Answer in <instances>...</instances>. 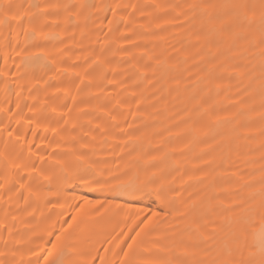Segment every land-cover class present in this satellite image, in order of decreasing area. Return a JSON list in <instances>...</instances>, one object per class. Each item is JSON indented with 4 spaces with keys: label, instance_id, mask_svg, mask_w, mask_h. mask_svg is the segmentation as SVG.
<instances>
[{
    "label": "snow or ice",
    "instance_id": "obj_1",
    "mask_svg": "<svg viewBox=\"0 0 264 264\" xmlns=\"http://www.w3.org/2000/svg\"><path fill=\"white\" fill-rule=\"evenodd\" d=\"M146 8L153 11L145 14ZM138 20L148 22V32L153 26L159 31L166 27L191 29L190 35L198 46L199 63L204 64L203 78L209 81L221 69L227 70L226 62L233 59V50L240 42L247 48H259L264 56V0H199L186 5H142L132 0H79L41 5L28 0L21 3L0 0V59L4 65L0 68V84L4 86V99L0 103V211L3 212L0 264H264V174L256 182L257 190L230 205L213 204L211 197L198 200L190 193V203L177 207L175 201L182 193L167 195L166 171L157 166L164 157L159 161L157 157H150L142 166H138L139 159L133 158L123 172L106 175L110 169L85 167L84 156L77 155L88 148L82 141L95 139L93 132L103 135L109 131L108 125L119 127L114 112L127 106L126 110L135 119V113L140 111L143 94L130 91L126 75L119 81L110 79L118 73L106 55L114 45L115 51L135 59L136 54L127 49L139 47L134 40L136 29H144L145 25H138ZM176 20L181 23L177 24ZM51 29H62L65 33L73 29L66 37L73 43L52 53L50 58L42 45L60 36ZM86 38L90 41L87 45L84 44ZM119 41H124L125 46ZM72 48L81 53L76 59L64 55ZM30 49L38 51L33 53ZM205 49L207 58L201 54ZM140 57L144 60L142 68L133 65L137 75L133 82L135 87L139 88L148 80L149 72L153 83H158L156 72L164 60L147 49ZM35 69H46L44 76L48 71L53 75L46 79L41 76L34 83L21 86L18 81ZM93 86L100 89L95 95L91 92ZM108 87L113 91L107 93ZM17 88L20 90L16 91ZM245 91L247 100L241 98L238 103H248L247 112L255 111L251 85ZM210 92L211 89L205 96ZM259 95V133L264 136V62ZM85 98L96 100L97 104L80 109L78 105L84 103ZM199 100L197 108L189 112L186 120H181L185 127L178 135L188 138L186 147L207 143L210 139L216 143L214 125L221 117L214 114L204 96ZM244 114L245 110L239 109L236 115ZM93 115L97 119L103 115L108 123L93 126L91 119L81 122L82 117ZM124 119L127 123V117ZM251 122L246 116V123ZM66 144L81 147L66 152L62 147ZM261 147L264 148V144ZM58 157L70 159L64 161ZM212 163L208 161L205 166L211 167ZM69 166H74V178L90 173V184H94L104 198L81 195L77 200L70 195L71 178L65 171ZM54 169L59 172L54 173ZM46 188L49 191H45ZM127 195L154 196L156 206L145 205L143 199L122 202ZM49 197L66 203L71 201L67 207L61 206L70 215L59 221L58 229L52 226L51 230L35 237L40 244L29 246L31 239L23 243L17 240L20 230L16 225L18 221L23 222L22 207L40 200L45 205L51 204ZM218 208L227 213L220 228L221 231L227 229V238L209 244L217 229L213 228L211 235L205 230L210 223H215L210 217ZM86 209L100 213V218L109 211L119 217L99 246L93 245L90 236L81 239V226L89 219ZM257 220L258 229L253 227ZM172 221L182 222L184 227ZM21 248H26L29 254L26 262L22 257L17 260Z\"/></svg>",
    "mask_w": 264,
    "mask_h": 264
},
{
    "label": "bare ground",
    "instance_id": "obj_2",
    "mask_svg": "<svg viewBox=\"0 0 264 264\" xmlns=\"http://www.w3.org/2000/svg\"><path fill=\"white\" fill-rule=\"evenodd\" d=\"M14 3L25 2V0H11ZM31 3L45 4L56 2H79V0H28ZM100 2V0H95ZM129 2V0H124ZM134 3L142 5L151 4H176L186 5L196 3L199 0H132ZM218 2V0H213ZM151 8L145 9V14L151 13ZM181 9H177V12ZM170 18V17H166ZM177 24L181 20H176ZM137 24H144L145 28L136 29V37L134 40L139 47L136 49H127L129 52L136 54L135 59L126 56L124 52L115 51V46L106 52V55L111 60L112 67L118 73L110 79L119 81L124 79L125 75L129 77L126 83L129 84L130 91L140 92L143 94V104L139 113L129 114L125 108L116 115V123L119 127L109 126V131L106 134L93 132L94 140H85L81 144H87L86 151L78 152L77 155H83L87 164L85 167L94 166L97 169H110L111 172H106V175L117 174L125 170V165L133 158L140 161L138 166H142L150 157H164L159 161L157 166L166 171V186L167 195L174 196L176 192H181L182 195L175 201V206L182 207L190 203L189 194H193L198 200H207L212 198L213 204L223 203L225 206L230 205L234 201H238L241 197H246L249 192L257 190L259 184L256 183L260 176L264 174V136L259 133L260 121L259 101H260V75L261 66L264 62V56L261 55L259 48H247L240 42L237 49L233 50V59L226 62V71L221 69L217 76L211 81L204 79L202 69L204 64L199 63L197 55L198 46L195 43L194 37L190 35L191 29L185 27H166L164 31H159L154 28L151 32L147 31L148 22L138 20ZM199 22L197 21V27ZM123 30V29H122ZM52 33H60L59 39H50L49 42L42 47L50 54L59 52V49L65 46H71L72 41L66 37L71 34L73 29L65 33L62 29H51ZM80 37L77 34L76 40ZM94 39V38H93ZM60 40L64 43L61 44ZM86 38L84 44H89ZM121 46H125L124 41H119ZM147 49L150 54L160 56L164 63L156 72V80L158 83H153L151 72L148 73V80L135 87L134 81L137 80L136 69L133 65L141 66L144 60L140 57V53ZM179 49V51H176ZM30 52L35 53L38 49H30ZM212 52L215 53V47H212ZM114 53V55H113ZM86 54V53H85ZM207 58V50L201 52ZM65 56L71 55L73 59L80 56L81 53L75 48H72ZM19 63V61H16ZM3 60L0 59V68H3ZM12 62L9 61V67ZM40 69L29 70L28 75L18 83L21 86L34 83L36 79L44 76V72ZM53 73L48 71V76ZM198 77H200L198 79ZM251 85V94L254 97L255 111L247 112L248 103H238L241 98L247 100L246 89ZM211 89L210 94L205 96V93ZM217 89L219 93L217 94ZM20 89L17 88L16 91ZM100 89L96 86L91 88V92L95 95ZM113 89L108 87L107 93ZM26 96L27 93L25 92ZM204 96L207 104L214 109V114L221 117L220 122L214 125L213 140H208L207 143H194L189 147L188 138L178 135L185 127L181 124V120H186L189 112L197 108L200 103L199 98ZM4 99V86L0 84V103ZM107 107H111L107 104ZM96 100H88L78 105L80 109H86L88 106H95ZM207 106V105H206ZM239 109H244V115H236ZM246 116L250 117L252 122L246 123ZM127 117V123H125ZM227 119H224V118ZM93 120L95 124H107V120L103 115L97 119L95 115L82 117L81 122ZM131 125V128L128 127ZM85 132L88 128L85 127ZM127 141V143H125ZM208 145H212L210 148ZM63 150L66 152L74 148L81 147L80 145L66 144L63 145ZM165 153L167 155L165 156ZM58 160L67 161L69 157H58ZM213 161L211 167H206L205 163ZM67 175L71 178L68 187L72 189L70 195H84L92 199H103L104 195L96 190L94 184H90L92 176L90 173L82 174V178H74V166H69L65 169ZM54 173L59 172V169H54ZM205 174H207L205 176ZM55 183V175L53 176ZM250 184L252 187H244L243 185ZM176 190V191H173ZM49 191V189H45ZM51 204L45 205L43 200L34 202L31 206L23 208L20 212L21 220L17 222L16 227L20 230V235L16 237L22 243L31 239L29 246L40 244L41 241L35 237L42 235L52 226L59 228V221L66 219L70 212L63 211L62 205L67 207L64 200L57 201L52 197ZM143 199L145 205L155 207L153 203L154 196H133L127 195L123 198L124 203L133 202ZM139 206V205H137ZM88 213V222L81 226V239H87L89 236L95 246H99L100 242L109 236L112 228L116 226L119 217L113 215L111 211L100 218V213L92 212L86 209ZM104 210L101 209V213ZM63 213V214H62ZM123 215V214H121ZM227 215L223 209L217 211L210 217L215 223H210L205 230L207 234H212V229L216 228L217 232L213 240H209V244L224 241L227 229L223 231L220 228L223 226L224 216ZM3 219V212L0 211V221ZM173 224H179L184 227V224L179 221H172ZM2 227V223H0ZM254 228L260 227L259 221L253 225ZM26 229H32L28 231ZM2 249V244H0ZM26 262L29 259V254L26 248H21L18 251L17 260L20 258Z\"/></svg>",
    "mask_w": 264,
    "mask_h": 264
}]
</instances>
